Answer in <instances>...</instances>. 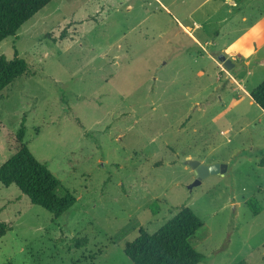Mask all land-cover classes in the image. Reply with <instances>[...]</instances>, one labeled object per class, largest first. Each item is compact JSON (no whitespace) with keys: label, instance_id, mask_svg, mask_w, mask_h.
Here are the masks:
<instances>
[{"label":"rangeland","instance_id":"obj_1","mask_svg":"<svg viewBox=\"0 0 264 264\" xmlns=\"http://www.w3.org/2000/svg\"><path fill=\"white\" fill-rule=\"evenodd\" d=\"M15 50L28 71L0 92V165L25 116L76 202L54 218L0 183V264H133L125 243L183 206L203 222L198 264H264V112L247 94L264 80V0H51L0 42ZM186 159L227 168L189 187Z\"/></svg>","mask_w":264,"mask_h":264},{"label":"trees","instance_id":"obj_2","mask_svg":"<svg viewBox=\"0 0 264 264\" xmlns=\"http://www.w3.org/2000/svg\"><path fill=\"white\" fill-rule=\"evenodd\" d=\"M51 0H0V42L15 35L18 29ZM60 33V37L64 36ZM52 41H57L54 37ZM28 71L27 61L14 51L12 59L0 55V92ZM250 97L264 112V80L250 91ZM25 116L14 134V153L0 165V183L15 185L29 201L47 210L54 218L67 212L76 202L74 194L31 153L24 136ZM264 166V159L262 160ZM248 204L254 214L261 206L256 199ZM155 211V210H154ZM203 222L189 207L180 210L159 229L149 233L139 228L138 236L127 241L124 254L133 264H198L205 257L191 244L190 239ZM6 229L0 225V236ZM235 264H247L241 260Z\"/></svg>","mask_w":264,"mask_h":264},{"label":"water","instance_id":"obj_3","mask_svg":"<svg viewBox=\"0 0 264 264\" xmlns=\"http://www.w3.org/2000/svg\"><path fill=\"white\" fill-rule=\"evenodd\" d=\"M217 61L222 63L226 69H230L234 65V62L230 58H228L224 53H220L217 55ZM184 163L188 165L195 174V181L190 184L189 187L199 183L202 178L208 175L224 174L227 168L225 164H204L196 159H186Z\"/></svg>","mask_w":264,"mask_h":264},{"label":"crops","instance_id":"obj_4","mask_svg":"<svg viewBox=\"0 0 264 264\" xmlns=\"http://www.w3.org/2000/svg\"><path fill=\"white\" fill-rule=\"evenodd\" d=\"M242 21H243V22H246V21H247V17H246V15H243V16H242ZM247 94H249V96H250V93L247 92ZM250 98H251V97H250ZM252 102H253L252 99L249 100V103H252Z\"/></svg>","mask_w":264,"mask_h":264}]
</instances>
